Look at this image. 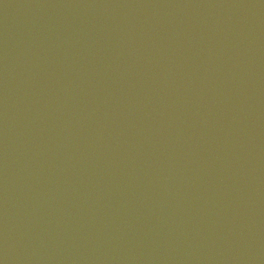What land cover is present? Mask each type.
Listing matches in <instances>:
<instances>
[{
  "label": "water",
  "instance_id": "1",
  "mask_svg": "<svg viewBox=\"0 0 264 264\" xmlns=\"http://www.w3.org/2000/svg\"><path fill=\"white\" fill-rule=\"evenodd\" d=\"M0 264H264V0H0Z\"/></svg>",
  "mask_w": 264,
  "mask_h": 264
}]
</instances>
